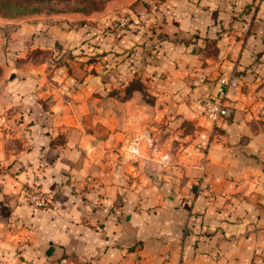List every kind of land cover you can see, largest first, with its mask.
I'll return each mask as SVG.
<instances>
[{"label": "crops", "instance_id": "0c3cea01", "mask_svg": "<svg viewBox=\"0 0 264 264\" xmlns=\"http://www.w3.org/2000/svg\"><path fill=\"white\" fill-rule=\"evenodd\" d=\"M128 18L103 43L110 70L83 71L77 112L21 101L38 95L34 75L19 81L13 106L31 115L23 148L0 137V258L264 264V0H145ZM222 75L237 84L224 87L230 115L214 122L202 99ZM143 135L141 154L123 150ZM29 184L46 207L23 199Z\"/></svg>", "mask_w": 264, "mask_h": 264}, {"label": "rangeland", "instance_id": "374dc122", "mask_svg": "<svg viewBox=\"0 0 264 264\" xmlns=\"http://www.w3.org/2000/svg\"><path fill=\"white\" fill-rule=\"evenodd\" d=\"M142 2L145 0H0V103L5 104L0 111L4 116L0 137L5 138L6 151L23 148L29 129L25 121L31 113L26 107L13 106L22 105L14 104L18 89L26 87H20L19 81L34 75L38 93L32 97L26 92L21 101L34 98L44 109L58 101L67 104L70 113L77 112L75 94L83 71L110 70L109 50L103 43L116 27L127 24L129 9ZM121 19L126 23L121 24ZM79 29V42H66L72 40L66 36L61 40L63 32L77 33ZM119 86L117 91L122 90ZM140 86V81L133 79L124 87L130 92ZM108 90L93 94L107 95ZM93 96L88 95L86 102L91 104ZM118 96L123 99L126 94ZM129 139L122 147L125 151Z\"/></svg>", "mask_w": 264, "mask_h": 264}, {"label": "built area", "instance_id": "2783aa9c", "mask_svg": "<svg viewBox=\"0 0 264 264\" xmlns=\"http://www.w3.org/2000/svg\"><path fill=\"white\" fill-rule=\"evenodd\" d=\"M125 21L121 19V24ZM126 23V22H125ZM219 82L223 88L219 91L216 96H206L202 99L203 114L212 121L216 122L221 119H225L230 115L232 110L230 104L227 102L226 86H235L237 80L235 77L220 76ZM146 143V137L136 136L128 140L126 143V151L134 155L141 154V144ZM170 160L168 154H162L159 157L158 163L164 165ZM21 194L23 199L32 207H46L48 205V198L37 185H24L21 188ZM0 264H10L5 259L0 258Z\"/></svg>", "mask_w": 264, "mask_h": 264}]
</instances>
